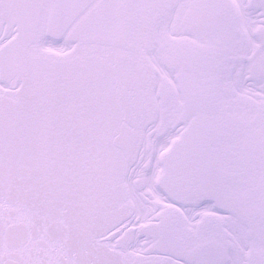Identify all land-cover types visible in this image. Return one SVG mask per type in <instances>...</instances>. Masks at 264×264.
Returning a JSON list of instances; mask_svg holds the SVG:
<instances>
[{
    "label": "water",
    "instance_id": "1",
    "mask_svg": "<svg viewBox=\"0 0 264 264\" xmlns=\"http://www.w3.org/2000/svg\"><path fill=\"white\" fill-rule=\"evenodd\" d=\"M155 6L0 0V37L8 36L0 81L12 87L0 88V264L229 263L215 241L185 250L165 217L141 223L127 246L130 226L145 219L146 203L132 189L130 218L126 176L130 184V166L156 113L152 67L138 54ZM42 32L75 45L64 55L40 51ZM204 112L199 93L184 96L176 123L190 122L160 153L157 185L175 203L211 202L249 225L262 209L231 187L233 174L214 147L222 129ZM123 221L121 228H130L121 233ZM143 235L156 239L145 251L140 243L151 240ZM245 264H264V255L250 250Z\"/></svg>",
    "mask_w": 264,
    "mask_h": 264
},
{
    "label": "flooded vegetation",
    "instance_id": "2",
    "mask_svg": "<svg viewBox=\"0 0 264 264\" xmlns=\"http://www.w3.org/2000/svg\"><path fill=\"white\" fill-rule=\"evenodd\" d=\"M151 31H158L161 55L171 67L160 103L166 107L162 131L171 128L173 111L181 113L185 92L202 95L209 118L223 130L217 148L222 167L234 174L231 186L262 209L250 227L264 253V3L160 0Z\"/></svg>",
    "mask_w": 264,
    "mask_h": 264
},
{
    "label": "rangeland",
    "instance_id": "3",
    "mask_svg": "<svg viewBox=\"0 0 264 264\" xmlns=\"http://www.w3.org/2000/svg\"><path fill=\"white\" fill-rule=\"evenodd\" d=\"M158 147L156 140L151 139V143L148 145V153L150 152V159L148 164L151 161L152 152L155 148ZM161 147V146H160ZM157 168V164L154 165ZM140 198L145 202V208H148L149 217H153L159 213L174 214L175 216L179 215V210L175 206L167 202L166 198L160 197L159 193L155 190L153 193H150L149 196L143 195V191L139 192ZM151 203V206L147 204ZM154 208V209H153ZM203 208L206 211L207 216L214 215L213 219L206 218L202 221L201 225L198 226L193 222H190L180 215L176 217L178 225V233L180 234V239L184 241L187 245H192V243L203 238L219 239L222 241H233L236 243L237 249V260L238 263H242L244 253L250 248H259L258 242L254 238H249L246 234V228L232 216L212 211L213 207L210 204H204ZM195 217L194 219H196ZM198 226V227H197ZM197 227V228H196ZM194 240V242L192 241Z\"/></svg>",
    "mask_w": 264,
    "mask_h": 264
},
{
    "label": "bare ground",
    "instance_id": "4",
    "mask_svg": "<svg viewBox=\"0 0 264 264\" xmlns=\"http://www.w3.org/2000/svg\"><path fill=\"white\" fill-rule=\"evenodd\" d=\"M173 136H174V134H171L170 135V138L173 137ZM157 158H158V156L156 155V159ZM158 169H159V167H158ZM156 174H157L156 169L153 168V170L149 173V182H148L149 183V186H152V183H154L155 175ZM144 216H145V213H144ZM161 216H165V217L169 218L174 223L173 226H174V229H175L176 233L179 234L178 231H177V225H176V222H175V219H174L173 215L172 214H167V213H162ZM215 240L220 241L219 239H215ZM183 246L185 248L189 249V245H187L186 243H184V241H183ZM231 256H232L231 264H237V262H236V254L235 253H233V254L231 253Z\"/></svg>",
    "mask_w": 264,
    "mask_h": 264
}]
</instances>
